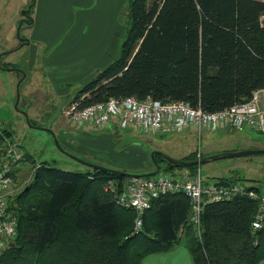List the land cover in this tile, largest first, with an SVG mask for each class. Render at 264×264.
<instances>
[{"label": "trees", "instance_id": "obj_1", "mask_svg": "<svg viewBox=\"0 0 264 264\" xmlns=\"http://www.w3.org/2000/svg\"><path fill=\"white\" fill-rule=\"evenodd\" d=\"M126 11L119 55L72 97L77 109L109 97L150 96L212 112L264 89V0H128ZM154 158L160 169L159 162L166 164L164 172L184 168L171 167L159 153ZM23 159L32 162L31 178L12 199L17 232L0 264H142L181 239L192 264L264 260V227L251 230L256 203L248 197L203 205L197 229L188 198L168 193L150 202L134 232V210L104 191L107 180L120 187L125 176Z\"/></svg>", "mask_w": 264, "mask_h": 264}, {"label": "rangeland", "instance_id": "obj_2", "mask_svg": "<svg viewBox=\"0 0 264 264\" xmlns=\"http://www.w3.org/2000/svg\"><path fill=\"white\" fill-rule=\"evenodd\" d=\"M39 1L0 0V124L21 141L26 156L36 163L42 161L64 170L85 171L91 168L75 158L99 165L106 159L111 165L105 167L143 174L153 169L154 151L181 160L192 155L194 160L197 152L202 158L220 152L264 149V133L233 127L203 131L200 138L189 128L158 134L131 127L120 130L115 126L97 131L85 128L87 138L72 135L76 130H72L64 112L71 107L70 100L81 86L118 57L127 25L128 0H120L107 18L91 17L95 2L82 6L54 1L46 8L45 16L39 11L35 27L24 20L23 11L31 6L30 14L35 17ZM64 7H68L67 14L71 17L61 12ZM39 22L46 35L40 34ZM20 40L25 44L21 45ZM83 42L96 55V58L82 57L83 61L92 64L81 65L79 53ZM53 62H56L54 68L61 65L60 70L51 71ZM62 96L67 101L51 130L67 153L57 147L46 130V121ZM27 119L34 124L30 126ZM63 129L66 134L61 133ZM159 163L161 169L157 174L177 177L181 170L188 169L164 172L166 164ZM21 166L18 181L27 177L32 162H23ZM199 166L206 181L237 176L240 182L264 193V155L223 158ZM179 245L184 246L182 239Z\"/></svg>", "mask_w": 264, "mask_h": 264}, {"label": "built area", "instance_id": "obj_3", "mask_svg": "<svg viewBox=\"0 0 264 264\" xmlns=\"http://www.w3.org/2000/svg\"><path fill=\"white\" fill-rule=\"evenodd\" d=\"M69 123L77 128L91 131L115 126L120 130L134 128L144 133L166 134L193 130L200 138L203 131H214L223 127L249 129L264 133V89L252 92L251 97L217 111H205L179 100L159 101L147 96L139 100L134 96L108 99L83 108L75 105L64 112ZM0 124V254L14 240L17 232L16 215L11 209L14 195L30 180L31 173L19 180L24 151L19 139L7 135ZM197 159H200L197 152ZM104 191L112 194L116 202L135 212L134 232L141 229L142 214L150 202L168 193H183L189 200L190 221L199 228L202 207L208 203L245 196L255 201L256 212L251 230L264 227V193L249 184L237 181L221 184L204 180L200 166L193 170L183 169L177 177L166 173L153 176H128L121 182L107 180Z\"/></svg>", "mask_w": 264, "mask_h": 264}, {"label": "crops", "instance_id": "obj_4", "mask_svg": "<svg viewBox=\"0 0 264 264\" xmlns=\"http://www.w3.org/2000/svg\"><path fill=\"white\" fill-rule=\"evenodd\" d=\"M54 1L56 3H58V2L69 3V4H77L78 3L82 6L88 5L90 3L92 4L95 2L96 5L92 6L91 17L92 18H95V17L107 18L115 10L116 4L120 0H41L37 3V6L35 8V12H34V13H36L35 17L33 16V13H32V15L30 14L29 22H28L29 25L32 22L35 24V27H36V21H37L38 15H39V11L45 16L46 8ZM39 6L41 7L40 10H39ZM62 10L63 11H61V10L60 11L63 14L68 15L69 17L72 16V15L67 14V12L69 11L68 7H64ZM80 10H82V9H80ZM32 18H33V20H32ZM38 26H39L38 30H40V34L46 35L47 31L44 30L43 27H41L40 22H39ZM23 44H25V43H23ZM86 45L87 44L85 42H83V44H81L80 53H79V56H81L80 59H82L81 65H84L85 63L92 64V62L83 61L82 57L94 56L96 58V55L92 52L91 46L87 47ZM55 65H56V62H53V68ZM60 67H61V65H57L51 71L52 72L58 71V70H60ZM51 71L49 72V75H50ZM62 98H63V96H62ZM70 126H71L73 131L76 130L75 133H73V134L71 133L72 135L79 134V136H81V138H87L86 131L84 130V128H77L71 124H70ZM61 133L66 134L67 132L63 129V131L61 130ZM155 162H153V165H152L153 169H149L148 172L155 170ZM101 165L106 166V165H111V164L108 160L103 159V160H101ZM174 172H176V170ZM142 264H192V262H191L190 256H189L185 246L177 244L174 248H172L171 250H169L167 252L147 255L143 259ZM258 264H264V260L260 261Z\"/></svg>", "mask_w": 264, "mask_h": 264}, {"label": "water", "instance_id": "obj_5", "mask_svg": "<svg viewBox=\"0 0 264 264\" xmlns=\"http://www.w3.org/2000/svg\"><path fill=\"white\" fill-rule=\"evenodd\" d=\"M30 11H31V6L28 9H26L25 11H23L24 16L31 13ZM17 36L19 37V33H17ZM20 41L22 42L21 45H23V41L22 40H20ZM17 97H18V95H17ZM66 101H67V98L63 97L60 100V102L56 105L55 109L52 111L51 115L48 117V119L46 121V124H47L46 130L52 134L55 144L64 153H67V152L59 145V142H58L55 134L51 130V125L56 120V118L60 115L62 108H63ZM26 118H27V116H26ZM27 122L30 126H32V124L29 122L28 119H27ZM155 153H159L161 155L160 160L161 161L164 160V161L170 163L171 167H179V166L189 167L192 165H200L203 163H207V162H211V161L223 159V158H231V157H239V156H252V155H264V149H254V150L246 149V150L232 151V152H222V153L220 152V153L212 154V155H209L206 157H202L200 159H194L191 161H184L181 159H175V158H172V157H170L166 154H163L159 151H154L151 153V159L153 162H155V159H154ZM73 158H75V157H73ZM75 159L86 164V165H88L89 167L108 171V172L115 173V174H119V175H122L125 177H128L130 175L131 176H153V175L157 174L159 171V167H158L156 162H155L156 169L154 171L143 173V174H130V173H127V172L122 171V170L112 169V168L105 167V166L99 165V164L87 163V162L81 161L77 158H75Z\"/></svg>", "mask_w": 264, "mask_h": 264}, {"label": "flooded vegetation", "instance_id": "obj_6", "mask_svg": "<svg viewBox=\"0 0 264 264\" xmlns=\"http://www.w3.org/2000/svg\"><path fill=\"white\" fill-rule=\"evenodd\" d=\"M25 17V21H27V22H29V17H30V13L29 14H27L26 16H24Z\"/></svg>", "mask_w": 264, "mask_h": 264}, {"label": "bare ground", "instance_id": "obj_7", "mask_svg": "<svg viewBox=\"0 0 264 264\" xmlns=\"http://www.w3.org/2000/svg\"><path fill=\"white\" fill-rule=\"evenodd\" d=\"M159 167V166H158ZM159 172V171H158Z\"/></svg>", "mask_w": 264, "mask_h": 264}]
</instances>
